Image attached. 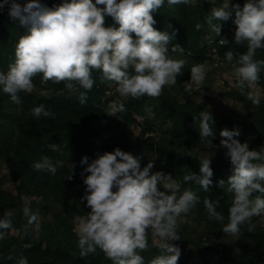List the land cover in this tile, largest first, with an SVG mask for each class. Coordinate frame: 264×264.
<instances>
[{
    "label": "trees",
    "instance_id": "trees-1",
    "mask_svg": "<svg viewBox=\"0 0 264 264\" xmlns=\"http://www.w3.org/2000/svg\"><path fill=\"white\" fill-rule=\"evenodd\" d=\"M68 1L39 0V3L54 9ZM17 2L23 5L28 0ZM208 12L205 0H194L190 5H172L164 0L163 6L152 13L156 30L176 33L168 45L169 51L176 44L184 48L182 54L173 56L187 61L183 74L172 85L182 98H177L166 86V90L163 89L156 98L121 97L114 83L101 80L100 70H93L94 85L86 92L87 99L83 104L79 97L85 90L78 86L76 91H69L64 87L65 82H45L47 94L20 92V104L13 103L10 96L0 90V164L5 166L13 183L12 190L4 189L0 184V219L7 218L12 225L10 229H0L4 233L0 239V264H16L21 255L27 258L28 264H112L99 248L85 257L80 256L75 219L90 212L87 202L81 199L87 194L83 181L89 175L84 172L87 165L80 164L81 158L88 157L91 163L117 148L133 156H141V169L153 162L150 174L162 172L170 175L180 183L181 192L190 188L199 196V203L189 213L196 224L203 226L202 233L195 229L179 230L181 240L170 241L182 249L188 248L178 264H264V223L259 222V216L253 217L251 224L241 226L238 238L233 239V236L223 232L229 222V208L233 200V194L227 191V179L232 174V168L225 156L226 149L220 146L222 137L219 135L224 129H238L240 135L234 138L241 143L247 142L249 150H259L264 146V101L258 97L260 105L256 107L248 99L249 94L256 96L251 89L245 88L244 94H241L238 87H233L230 98L244 105L245 110L243 113L210 112L214 120V137L211 138L214 148L208 149L200 140L199 123L200 113L211 109L208 107L212 100L204 98L196 102L192 97L194 94L184 88L187 83L191 85L190 70L193 65H205L216 57L223 63L225 52L247 51L246 44L237 46L234 43V14L226 22L213 21L220 23L221 33L208 40ZM197 23L203 25L199 31L195 29ZM104 26L119 27L109 16H105ZM232 28L234 30L228 34ZM24 34L26 29L18 21L10 20L7 7L0 11V73H7L9 65L14 62L16 45ZM221 36L228 40L227 45L218 44ZM212 48L214 53L210 52ZM255 59L264 60V50H257ZM258 86L264 90V68L261 69ZM152 99L154 103L151 104ZM103 101L122 103L126 111L116 113L119 119L115 120L102 107ZM39 105L54 112L55 118H35L31 110ZM154 120H158L160 125H167V128L156 134ZM134 125L139 128L137 134L133 132ZM50 144L58 145L61 151H52ZM44 156L53 163L61 160L65 164L57 169L55 175L35 169L34 163L40 162ZM205 158H212L210 167L213 172L210 178L212 184L207 192L195 182L184 180L192 173L200 175V162ZM70 165L75 167L71 170ZM1 179L0 175V182ZM220 180L226 181L224 188L217 186ZM22 195L32 198L33 212L39 210L41 223L35 239L36 221L29 224V217L24 216ZM205 198L219 200L217 211L224 216L223 223L208 218L203 204ZM11 229L17 231L16 236L9 235ZM148 243V250L138 253L143 257L144 264H150L152 259L161 255L151 233ZM10 256L13 259H9Z\"/></svg>",
    "mask_w": 264,
    "mask_h": 264
},
{
    "label": "clouds",
    "instance_id": "clouds-1",
    "mask_svg": "<svg viewBox=\"0 0 264 264\" xmlns=\"http://www.w3.org/2000/svg\"><path fill=\"white\" fill-rule=\"evenodd\" d=\"M168 3L190 5L194 0H168ZM163 4L164 0H95V3L70 0L49 9L39 0H28L23 5L17 0H0V11L7 7L10 20L18 21L26 29L16 45L14 62L7 73H0V90L9 95L13 103L20 104L18 93H31L35 87L33 78L42 74L44 82H65L64 87L69 91H76L78 86L84 89L79 97L83 104L86 92L94 85L92 72L100 70L101 80L114 83L121 97H159L165 86L177 83L187 63L185 59L173 58L174 54L184 52L180 45H173L169 51L175 31L170 34L153 27L156 21L152 13ZM233 14L234 43L246 44L247 51L230 50L224 55L237 77L235 86L244 94L245 88H257L264 68V60L255 59L257 50H264V0H246L242 7L236 4L230 7L227 0L222 6L211 9L206 22L219 36L221 25L213 21L226 22ZM105 16L112 17L119 27H105ZM202 27L200 23L195 25L197 31ZM218 43L224 46L228 40L221 38ZM190 75L191 81L202 84L205 65H193ZM184 88L188 91L191 85L187 83ZM248 99L259 107L258 95L249 94ZM109 109L112 113L109 116L126 111L124 104L115 102ZM31 111L37 119L55 118V113L46 110L44 105ZM213 123L209 111L200 113V140L208 149L214 148ZM219 135L222 137L220 146L226 149L225 156L232 168L227 191L233 194V200L223 232L238 238L242 225L251 224L253 217L264 215V146L249 150L247 142L234 138L240 135L238 129H224ZM49 148L61 151L56 144H50ZM141 159L118 148L91 163L88 157L81 158L80 164L87 165L84 172L89 173L83 181L87 194L81 199L90 209L88 214L76 217L81 257L99 248L112 264H144L138 253L148 250L151 233L161 255L150 264H178L181 250L170 241L181 240L178 219L187 215L200 198L190 188L181 192L180 183L170 175L150 174L153 162L141 169ZM211 159L200 162V175L192 173L184 180L195 182L207 192L212 184ZM64 164L61 160L53 163L44 156L33 167L55 175ZM70 167L72 170L75 165ZM225 183L220 180L217 186L224 188ZM254 193L261 195L254 196ZM20 199L24 204L23 214L29 217L31 224L38 219L39 210L32 211L29 196L22 195ZM203 204L210 220L224 222V216L217 211L219 200L205 198ZM11 227L10 220L0 219V229ZM3 235L0 232V239ZM16 264H28V260L21 255Z\"/></svg>",
    "mask_w": 264,
    "mask_h": 264
},
{
    "label": "rangeland",
    "instance_id": "rangeland-1",
    "mask_svg": "<svg viewBox=\"0 0 264 264\" xmlns=\"http://www.w3.org/2000/svg\"><path fill=\"white\" fill-rule=\"evenodd\" d=\"M205 1L207 2V7L209 9L206 19L208 16L211 15L212 8L220 7L222 6L223 3L227 2V0H205ZM245 2L246 0H229L230 7L232 4H236L242 7ZM206 30L208 31V40L215 37V33L211 31V28L208 24L206 26ZM233 30L234 28H232V30L229 31L228 34H230ZM221 38H224V37L221 36ZM178 58H182V57L178 56L177 59ZM215 62H216V58L209 63H205V77L206 78L202 84H197L191 81L190 91L191 93L194 94L192 96L193 100H195L196 102H199L203 100L204 98H210L212 100V103L210 107H208V108H211L209 109V112H214L216 114H223V113L225 114L226 112H230V111L243 113L245 110L244 105L230 98V91L233 87H235L237 83V77L235 75L232 64L228 62L226 59L223 60V63L221 60L220 64H218L219 62H216V63ZM33 84L35 85L33 91L38 92V93L47 94V90L45 88V82L43 81L42 74H37L33 78ZM112 87L115 89V86L113 84H112ZM166 87L172 93H175L177 95V98H182L179 92L177 94V91L175 90V88H173L172 85L166 86ZM164 90H166L165 87H164ZM251 91L253 94H255L256 96L258 95V97L264 101V90L260 86H257L256 89H251ZM150 103L151 104L154 103L153 99L150 101ZM110 104H111L110 102H106V101H103L101 103L102 107H105L110 113V115H112L109 109ZM112 118H114L115 120L119 119L117 114H115V116H112ZM139 121H141V119H139ZM153 124L155 125V130L157 132L156 134H158L160 130L167 128V125H160L158 120H154ZM132 129L135 134L138 133L139 128L136 125H134ZM0 175L2 177L1 182H0L1 186L6 190H12L13 183L9 180L8 172L5 169V166L2 164H0ZM259 222L264 223V215L259 216ZM40 223H41V219L40 217H38V219L36 220L34 231H33L34 239L37 237V233L40 230ZM178 224H179L178 231L179 230L191 231V229H195L199 233H202L203 231V226L196 224L194 222L193 215L190 213L187 215H181V217L178 219ZM75 227H76V219H75ZM9 235L16 236L17 231L14 229H11L9 231ZM235 238L236 237H233V239ZM173 245L177 246L176 244H173ZM187 249L188 248H183V249L180 248L181 255H180L179 260H182L185 254V251Z\"/></svg>",
    "mask_w": 264,
    "mask_h": 264
},
{
    "label": "built area",
    "instance_id": "built-area-1",
    "mask_svg": "<svg viewBox=\"0 0 264 264\" xmlns=\"http://www.w3.org/2000/svg\"><path fill=\"white\" fill-rule=\"evenodd\" d=\"M220 39H221V38H220ZM220 39H219V40H220ZM219 40H218V41H219ZM218 44H219V43H218ZM210 52H211V53H214V52H215V49L212 48ZM216 62H219L218 64H220V63H221V59H218V58L216 57ZM216 62H215V63H216Z\"/></svg>",
    "mask_w": 264,
    "mask_h": 264
},
{
    "label": "crops",
    "instance_id": "crops-1",
    "mask_svg": "<svg viewBox=\"0 0 264 264\" xmlns=\"http://www.w3.org/2000/svg\"><path fill=\"white\" fill-rule=\"evenodd\" d=\"M206 78V77H205Z\"/></svg>",
    "mask_w": 264,
    "mask_h": 264
}]
</instances>
